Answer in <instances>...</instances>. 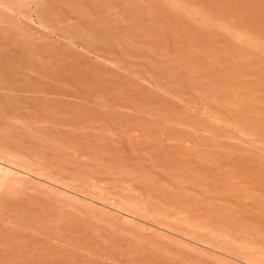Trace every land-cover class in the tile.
<instances>
[{
	"label": "rangeland",
	"instance_id": "374dc122",
	"mask_svg": "<svg viewBox=\"0 0 264 264\" xmlns=\"http://www.w3.org/2000/svg\"><path fill=\"white\" fill-rule=\"evenodd\" d=\"M0 264H264V0H0Z\"/></svg>",
	"mask_w": 264,
	"mask_h": 264
}]
</instances>
